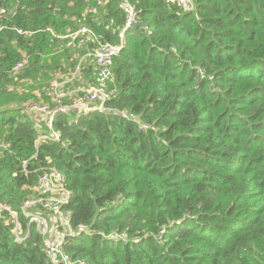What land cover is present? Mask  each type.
Wrapping results in <instances>:
<instances>
[{
    "label": "trees",
    "instance_id": "16d2710c",
    "mask_svg": "<svg viewBox=\"0 0 264 264\" xmlns=\"http://www.w3.org/2000/svg\"><path fill=\"white\" fill-rule=\"evenodd\" d=\"M97 1L0 0V264H53L20 212L44 165L65 177L72 228L88 230L63 244L73 260L264 264V0H129L145 25L124 31L105 110L56 114L60 139L36 147L27 105L88 50L58 49L48 28L121 41V0ZM9 210L29 228L20 242Z\"/></svg>",
    "mask_w": 264,
    "mask_h": 264
},
{
    "label": "built area",
    "instance_id": "2783aa9c",
    "mask_svg": "<svg viewBox=\"0 0 264 264\" xmlns=\"http://www.w3.org/2000/svg\"><path fill=\"white\" fill-rule=\"evenodd\" d=\"M164 1L176 3L183 10L193 8L191 0ZM97 2L100 3V0ZM118 7L125 15L123 25L117 30L121 39L119 45L102 42L86 25H79L77 28L63 33L48 28L58 49L75 47L88 50L80 56L72 71L67 74L57 71L54 74L56 80L49 83L48 91L45 90V95L49 96L48 101L27 105V112H33L34 115L41 117L40 119L33 118L38 132L35 140L36 147L42 142H54L60 139V133L53 128V120L56 114H71L73 117L88 114L91 111L101 112L105 110V102L114 94V90L109 88V82L113 75V55L118 53L122 46L124 31L130 28L132 23L138 21V10L129 0H121ZM91 11L95 12L96 9L93 8ZM86 58L90 61L92 58L87 67L89 68L92 64L95 77L88 85L77 87L75 86L76 82L84 83L81 73ZM26 62L25 58L20 59L13 70L20 69ZM8 148L9 144L0 139V150ZM26 163L27 161L22 162V170L25 173L27 172ZM70 195L71 191L65 185L64 175L54 166L44 165L41 167V173L33 187V193L29 194L20 205V212L26 218L27 224L33 225L41 235L42 250L53 264H85L83 260H73L63 250V244L66 240L88 231L87 229H73L69 213L62 209L69 201ZM4 209H7L6 205L0 203V217H3ZM9 212L14 223V240L20 242L29 235V228L23 234L20 230L18 216L10 210ZM110 237L113 238L114 236L111 235Z\"/></svg>",
    "mask_w": 264,
    "mask_h": 264
},
{
    "label": "rangeland",
    "instance_id": "374dc122",
    "mask_svg": "<svg viewBox=\"0 0 264 264\" xmlns=\"http://www.w3.org/2000/svg\"><path fill=\"white\" fill-rule=\"evenodd\" d=\"M82 51V50H81ZM84 52L82 51V53L81 52H79V53H77V54H75V57L77 58V61H76V63L79 61V59H80V56L83 54ZM72 54H73V51H72ZM59 71L60 72H62V73H65V74H67V73H69L70 71H72V68H69V69H66L65 68V70H61V69H59ZM56 73V72H55ZM51 75V74H50ZM51 77H52V75H51ZM56 80V78H51V81L50 82H54ZM49 82V83H50ZM37 86V85H36ZM46 91H48L49 90V86H48V88H46L45 89ZM34 91V94L37 96V97H41V95H42V93L40 94V89H35V90H33ZM34 103V102H33ZM33 118H36V119H40L41 117L40 116H37V115H34L33 114V116H32ZM34 123V122H33Z\"/></svg>",
    "mask_w": 264,
    "mask_h": 264
},
{
    "label": "crops",
    "instance_id": "0c3cea01",
    "mask_svg": "<svg viewBox=\"0 0 264 264\" xmlns=\"http://www.w3.org/2000/svg\"><path fill=\"white\" fill-rule=\"evenodd\" d=\"M90 60L88 59V58H86L85 60H84V69L83 70H88L89 68L87 67V65H89L90 64ZM82 70V71H83ZM92 73H94V72H92ZM90 74V77H87V76H83L82 75V78H83V81H84V83L83 84H80V83H78V82H76L75 83V86H77V87H80V86H85L86 84L88 85L89 84V81H90V79H93V74Z\"/></svg>",
    "mask_w": 264,
    "mask_h": 264
},
{
    "label": "water",
    "instance_id": "95a60500",
    "mask_svg": "<svg viewBox=\"0 0 264 264\" xmlns=\"http://www.w3.org/2000/svg\"><path fill=\"white\" fill-rule=\"evenodd\" d=\"M143 25H145L144 22L136 21V22L132 23L131 27H137V26H143Z\"/></svg>",
    "mask_w": 264,
    "mask_h": 264
}]
</instances>
